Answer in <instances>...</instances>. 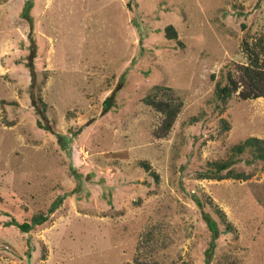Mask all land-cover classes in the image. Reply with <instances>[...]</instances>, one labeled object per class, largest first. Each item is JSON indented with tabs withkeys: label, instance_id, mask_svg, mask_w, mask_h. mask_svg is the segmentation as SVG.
Listing matches in <instances>:
<instances>
[{
	"label": "rangeland",
	"instance_id": "obj_1",
	"mask_svg": "<svg viewBox=\"0 0 264 264\" xmlns=\"http://www.w3.org/2000/svg\"><path fill=\"white\" fill-rule=\"evenodd\" d=\"M259 36L264 0H0V264H264V98L216 93Z\"/></svg>",
	"mask_w": 264,
	"mask_h": 264
},
{
	"label": "trees",
	"instance_id": "obj_2",
	"mask_svg": "<svg viewBox=\"0 0 264 264\" xmlns=\"http://www.w3.org/2000/svg\"><path fill=\"white\" fill-rule=\"evenodd\" d=\"M30 3V2H28ZM27 4L28 8L31 7ZM28 14V13H27ZM165 33L168 38H176V29L172 24L165 26ZM243 49L247 55V61L236 64L234 72L228 70L225 76V82L223 84L218 83L216 85L217 96L221 99L232 92H237V96L240 99H255L258 97L264 98V37L259 36L252 42L248 40L243 41ZM169 87H156L155 92L148 94L144 99L148 104H151L157 111L162 114V121L160 126L155 130L158 135H164L171 128L178 112L181 108V101L172 96ZM111 97L105 99L106 104L110 103ZM108 102V103H107ZM45 109L44 103L41 107H37L38 113L43 114ZM234 154H239L248 150L253 157L262 159L264 161V138L258 136H249L243 141L232 146ZM235 161L233 158H227L225 160H213L208 161L209 168H206L205 175L210 178L221 179L224 176L223 170L230 167L231 163ZM139 164L145 167L147 170L151 169L149 162L145 160H139ZM152 175H157L155 172H150ZM62 196H58L52 202L50 211H53L56 206L61 202ZM199 206H203V200L197 198ZM210 205L213 207L219 218L226 221L224 211L218 204L214 203L212 199H209ZM46 214L39 212L32 215L29 219L23 222L17 221L12 218L7 223H15L23 230L30 229L36 223L45 220ZM226 229H233L229 222H226Z\"/></svg>",
	"mask_w": 264,
	"mask_h": 264
}]
</instances>
